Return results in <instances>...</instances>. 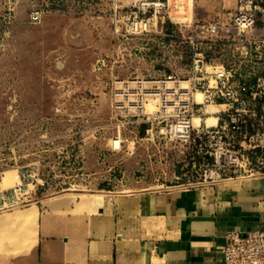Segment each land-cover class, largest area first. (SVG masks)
Instances as JSON below:
<instances>
[{
  "label": "rangeland",
  "instance_id": "1",
  "mask_svg": "<svg viewBox=\"0 0 264 264\" xmlns=\"http://www.w3.org/2000/svg\"><path fill=\"white\" fill-rule=\"evenodd\" d=\"M236 8L237 0H0V195L20 183L22 204L66 192L109 196L130 179L166 185L177 174L185 186L205 173L219 182L264 173L169 141L150 118L159 97L139 110L141 81L150 88L172 76L188 86L222 64L249 75L240 53L255 50L250 34L208 41L197 28ZM257 19L264 23V11ZM195 54L211 63L198 66Z\"/></svg>",
  "mask_w": 264,
  "mask_h": 264
},
{
  "label": "crops",
  "instance_id": "2",
  "mask_svg": "<svg viewBox=\"0 0 264 264\" xmlns=\"http://www.w3.org/2000/svg\"><path fill=\"white\" fill-rule=\"evenodd\" d=\"M180 180L130 179L109 196L66 192L0 212V264H223L229 232L264 231V175Z\"/></svg>",
  "mask_w": 264,
  "mask_h": 264
},
{
  "label": "built area",
  "instance_id": "3",
  "mask_svg": "<svg viewBox=\"0 0 264 264\" xmlns=\"http://www.w3.org/2000/svg\"><path fill=\"white\" fill-rule=\"evenodd\" d=\"M263 11L254 0H237V8L219 20L197 21V28L207 36L208 41H214L212 37L229 32H235L243 41L250 34L255 50L249 51L245 47V52L240 53V57L248 59L247 63L250 64L245 65L248 76L238 75L239 70L233 71L222 64L214 73H206L214 79L208 82V77L202 76L197 79L198 82L185 86L169 76L152 82L154 86L150 88L143 81L138 84L142 90V102L139 105L141 113L146 114L145 106L149 97H159L158 110L150 118L157 121L160 133L168 137L169 141L186 146L187 150H199L200 156L210 155L219 166L227 162L233 167H252L264 171V23L258 25L257 19V15ZM31 20L38 22L40 15L32 14ZM141 23L147 30L148 20H142ZM200 56H194V63L198 66L211 63V60ZM198 96H201V100ZM210 107L222 108L214 113V123H209L206 117L209 116L207 112ZM197 120L200 121L198 124ZM213 174L205 173L195 183L185 186L203 187L219 183L220 177ZM20 186L22 184L19 183L17 188L0 195V202L3 201L0 212L36 202L18 204V194L22 190ZM222 262L264 264V231L245 234L229 232L222 248Z\"/></svg>",
  "mask_w": 264,
  "mask_h": 264
},
{
  "label": "bare ground",
  "instance_id": "4",
  "mask_svg": "<svg viewBox=\"0 0 264 264\" xmlns=\"http://www.w3.org/2000/svg\"><path fill=\"white\" fill-rule=\"evenodd\" d=\"M215 112H217V109H215V110H213V112H211V109H208V112H207V114L209 115V123H214L215 122V120H216V118H215V116H214V113ZM198 122V121H197ZM17 179L19 180V176L17 175ZM18 183H19V181H18ZM17 183V184H18ZM16 184V185H17Z\"/></svg>",
  "mask_w": 264,
  "mask_h": 264
}]
</instances>
